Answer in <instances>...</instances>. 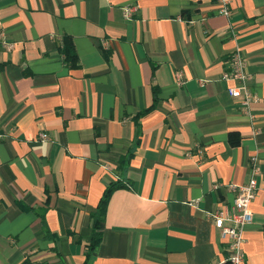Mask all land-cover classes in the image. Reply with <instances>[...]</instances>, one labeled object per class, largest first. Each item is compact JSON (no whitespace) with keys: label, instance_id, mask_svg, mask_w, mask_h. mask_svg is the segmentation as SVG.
<instances>
[{"label":"crops","instance_id":"0c3cea01","mask_svg":"<svg viewBox=\"0 0 264 264\" xmlns=\"http://www.w3.org/2000/svg\"><path fill=\"white\" fill-rule=\"evenodd\" d=\"M221 6L0 0V264H84L113 180L128 187L113 192L89 264H229L210 213L233 203L253 156L245 262L264 264V0ZM235 50L253 117L223 79Z\"/></svg>","mask_w":264,"mask_h":264},{"label":"built area","instance_id":"2783aa9c","mask_svg":"<svg viewBox=\"0 0 264 264\" xmlns=\"http://www.w3.org/2000/svg\"><path fill=\"white\" fill-rule=\"evenodd\" d=\"M222 2L221 12L230 15L228 3L231 0H218ZM137 6L126 5L123 8L126 18L131 17ZM227 68L223 73V79L234 81L237 84L228 87L230 95L241 99L243 109L253 117L250 108L253 102L258 101L259 97L253 93L247 84L249 77L247 72V61L239 50L233 51L227 59ZM42 139H48L47 133L40 135ZM261 174L260 161L257 156L251 158L249 180L241 185H232L236 189V196L233 203L229 206L222 204L210 213V218L215 226L220 230L221 237L227 240L229 264H246L244 252V227L253 220L252 203L256 197L258 188V176Z\"/></svg>","mask_w":264,"mask_h":264},{"label":"trees","instance_id":"16d2710c","mask_svg":"<svg viewBox=\"0 0 264 264\" xmlns=\"http://www.w3.org/2000/svg\"><path fill=\"white\" fill-rule=\"evenodd\" d=\"M62 54L65 57L66 62H68L72 67H76L79 63V56L76 50V46L74 44L73 38L71 36H64L63 43L60 48ZM154 107L151 106L147 109H144L141 111L138 116L144 115L148 112H150ZM138 133H140L138 131ZM239 141H232V145H237ZM129 183V181L127 182ZM127 183H125L122 180H113L108 183L101 200L98 205V210L94 214V226H93V232H92V238L89 242V251L87 254L86 261L84 264H89V259L95 248L100 244L102 240V232L100 230L101 228V222L103 221L106 211L108 202L113 194V192L120 188L128 187Z\"/></svg>","mask_w":264,"mask_h":264}]
</instances>
